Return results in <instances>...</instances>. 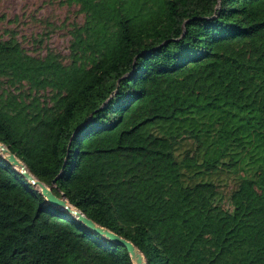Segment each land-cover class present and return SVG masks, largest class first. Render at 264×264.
I'll list each match as a JSON object with an SVG mask.
<instances>
[{
	"label": "trees",
	"instance_id": "obj_1",
	"mask_svg": "<svg viewBox=\"0 0 264 264\" xmlns=\"http://www.w3.org/2000/svg\"><path fill=\"white\" fill-rule=\"evenodd\" d=\"M61 2L66 55L0 37V141L146 264H264V0ZM0 264L133 262L0 154Z\"/></svg>",
	"mask_w": 264,
	"mask_h": 264
},
{
	"label": "rangeland",
	"instance_id": "obj_2",
	"mask_svg": "<svg viewBox=\"0 0 264 264\" xmlns=\"http://www.w3.org/2000/svg\"><path fill=\"white\" fill-rule=\"evenodd\" d=\"M82 20L78 5L61 0H0V37L13 36L32 55H43L49 50L66 55L72 26ZM226 188L220 184V189ZM220 193L213 197L220 201Z\"/></svg>",
	"mask_w": 264,
	"mask_h": 264
},
{
	"label": "water",
	"instance_id": "obj_3",
	"mask_svg": "<svg viewBox=\"0 0 264 264\" xmlns=\"http://www.w3.org/2000/svg\"><path fill=\"white\" fill-rule=\"evenodd\" d=\"M0 147L3 148L0 153L8 160L19 172H21L33 185L39 187L41 193L45 197L48 203L65 210L68 213L74 215L78 221L82 222L85 226L91 229L93 232L109 238L115 243L122 244L126 247L133 264H146L145 257L141 250L129 239L119 235L113 230L97 223L92 218L85 215L78 207L71 204L65 193L57 195L53 192L51 186L47 185L39 178H37L26 166V164L18 158L15 153L9 150L8 146L0 141ZM20 165V167L18 166ZM55 182V178L52 179Z\"/></svg>",
	"mask_w": 264,
	"mask_h": 264
},
{
	"label": "bare ground",
	"instance_id": "obj_4",
	"mask_svg": "<svg viewBox=\"0 0 264 264\" xmlns=\"http://www.w3.org/2000/svg\"><path fill=\"white\" fill-rule=\"evenodd\" d=\"M2 149H3V148L0 147V151H1V152H2ZM18 166L20 167V165H18Z\"/></svg>",
	"mask_w": 264,
	"mask_h": 264
}]
</instances>
